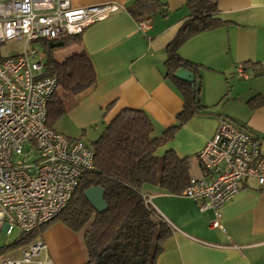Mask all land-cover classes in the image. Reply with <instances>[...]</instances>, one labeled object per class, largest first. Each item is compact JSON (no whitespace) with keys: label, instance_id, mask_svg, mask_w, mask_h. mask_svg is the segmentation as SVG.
<instances>
[{"label":"crops","instance_id":"1","mask_svg":"<svg viewBox=\"0 0 264 264\" xmlns=\"http://www.w3.org/2000/svg\"><path fill=\"white\" fill-rule=\"evenodd\" d=\"M134 1L74 2H116L120 8L91 22L60 57L54 52L63 60L83 51L96 75L95 83L79 93H61L66 111L61 124H55L59 128L52 127L67 137L90 144L123 109L144 110L155 137L177 123L183 98L165 77V46L188 14L187 0H158L162 7L146 16V29L138 28L127 9ZM210 1L224 23L192 35L178 48L181 57L199 66V100L208 111L186 119L155 151L158 156L169 149L180 158L189 156L188 171L195 177L205 176L196 156L216 133L220 116L257 136L264 151V0ZM240 62L247 76L237 78L234 66ZM142 192L153 210L177 227L156 264H264V186L255 179L246 178L237 195L221 206L222 229L210 226L211 209L200 210L189 197L150 184H144ZM83 237V230L54 221L39 237L45 243L41 257L55 264H84L88 252Z\"/></svg>","mask_w":264,"mask_h":264},{"label":"built area","instance_id":"2","mask_svg":"<svg viewBox=\"0 0 264 264\" xmlns=\"http://www.w3.org/2000/svg\"><path fill=\"white\" fill-rule=\"evenodd\" d=\"M75 1L0 0V43L24 40L20 53L0 60V232L7 235L12 227L27 232L54 219L81 174L95 167L89 144L48 126L47 103L57 80L42 75L44 53L33 45L41 38L80 34L120 8L116 2L76 6ZM149 25L148 17L137 20L140 29ZM234 68L235 77L247 76L242 62ZM215 132L196 156L205 176H190L179 194L200 210L211 209L210 226L222 229L221 206L237 195L244 180L253 178L264 186V151L257 136L231 120L221 119ZM44 248L40 238L33 239L1 254L0 264H55L41 257Z\"/></svg>","mask_w":264,"mask_h":264},{"label":"trees","instance_id":"3","mask_svg":"<svg viewBox=\"0 0 264 264\" xmlns=\"http://www.w3.org/2000/svg\"><path fill=\"white\" fill-rule=\"evenodd\" d=\"M185 5L188 14L165 46V77L183 98L182 110L176 116L177 123L166 128L161 137H155L151 134L154 125L144 110L120 111L89 144L94 150L95 167L81 174L60 213L30 231H21L14 242L0 246V255L39 238L47 226L60 220L75 231H84L88 252V261L84 264H156L171 229L145 202L142 188L144 184H150L158 185L169 194L182 191L190 177L189 156L180 158L171 149L158 156L155 151L186 119L208 111L199 100V66L181 57L178 48L192 35L224 23L210 0H187ZM160 7L158 0H135L127 9L137 21ZM78 35L41 38L33 43L44 53L42 75L55 76L57 80V89L47 103V124L51 127L66 111L61 93L77 94L96 81L91 61L83 51L68 54L63 60L54 55L56 50L78 42ZM177 68L192 72L194 83L176 78L173 74ZM92 185L103 189L106 202L103 211L97 212L85 200L83 190Z\"/></svg>","mask_w":264,"mask_h":264},{"label":"rangeland","instance_id":"4","mask_svg":"<svg viewBox=\"0 0 264 264\" xmlns=\"http://www.w3.org/2000/svg\"><path fill=\"white\" fill-rule=\"evenodd\" d=\"M24 47V40L21 37H17V38H12L10 40L4 41L2 43H0V59L4 58V57H8V56H13L16 55L18 53L21 52V50ZM29 47V45L27 46ZM63 49H58L55 52V55L57 57H60V51L62 52ZM44 62V59H43ZM60 118V117H59ZM57 119L55 121V123L53 124V126L58 129L59 127L56 126L55 124L59 123L61 124V119ZM86 138H83V140ZM193 174V172H191ZM21 230L20 228H18L17 226L12 227V231L9 235L5 234L4 232H0V246H4L7 244H11L12 242H14V240H16L18 238V236H20Z\"/></svg>","mask_w":264,"mask_h":264},{"label":"water","instance_id":"5","mask_svg":"<svg viewBox=\"0 0 264 264\" xmlns=\"http://www.w3.org/2000/svg\"><path fill=\"white\" fill-rule=\"evenodd\" d=\"M176 78L184 80L185 82L194 83L195 76L192 72L185 70V68H177L173 74ZM85 200L97 212L103 211L106 208V202L103 200V189L98 185L88 186L83 190Z\"/></svg>","mask_w":264,"mask_h":264}]
</instances>
